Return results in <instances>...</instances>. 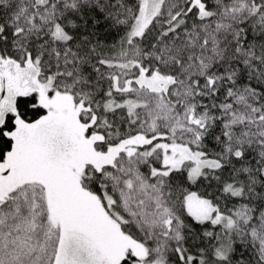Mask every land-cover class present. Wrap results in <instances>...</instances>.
I'll return each mask as SVG.
<instances>
[{
  "label": "snow or ice",
  "instance_id": "6c2138e0",
  "mask_svg": "<svg viewBox=\"0 0 264 264\" xmlns=\"http://www.w3.org/2000/svg\"><path fill=\"white\" fill-rule=\"evenodd\" d=\"M0 264H264V0H0Z\"/></svg>",
  "mask_w": 264,
  "mask_h": 264
}]
</instances>
